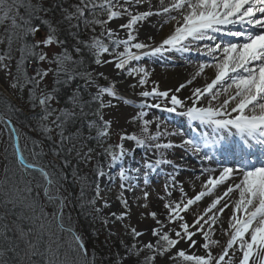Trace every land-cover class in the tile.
<instances>
[{
    "label": "snow or ice",
    "instance_id": "1",
    "mask_svg": "<svg viewBox=\"0 0 264 264\" xmlns=\"http://www.w3.org/2000/svg\"><path fill=\"white\" fill-rule=\"evenodd\" d=\"M192 57L170 88L145 63ZM0 264H264V0H0Z\"/></svg>",
    "mask_w": 264,
    "mask_h": 264
},
{
    "label": "rangeland",
    "instance_id": "2",
    "mask_svg": "<svg viewBox=\"0 0 264 264\" xmlns=\"http://www.w3.org/2000/svg\"><path fill=\"white\" fill-rule=\"evenodd\" d=\"M182 61H185L184 59H181V60H177V61H175V65H180L181 63H179V62H182ZM159 62H161V63H164L163 61H159ZM145 63H147L150 67H154V66H157V67H159V68H165V66H162V65H155V63H154V61H152V60H148V61H145ZM166 64H168V63H166ZM170 64V63H169ZM128 80H130L131 78H127ZM121 87H122V89H123V91L130 97V98H132V99H139L136 95H135V93L136 92H138L139 91V89H136V90H133V89H131V88H129V92L126 90V88H127V83H123L122 85H121ZM129 112H131L132 111V109H130L129 108ZM148 111V113H149V118H153V119H155V117H161L162 119H165V120H167V121H169V127L170 128H177V127H175L174 125H171L170 123V119H169V117H168V113H161L159 110H156V109H150V110H147ZM131 130H133V131H138L139 129L135 126V125H133L132 126V129ZM116 140V137L114 136L113 137V142ZM177 152H178V154H179V150H177ZM139 155L137 156V160H139ZM49 159H50V157H49ZM50 161H52L53 162V164L54 165H56L57 167H59V165H60V161L59 160H57V159H50ZM78 163H79V166H81V167H83L84 166V168L87 170L86 172H88L89 173V169L88 168H93L94 167V165H95V163H96V160L95 159H93L92 160V162L91 163H84L83 161H80V160H78ZM73 171L75 172V173H77L74 169H73ZM64 173H66V172H64ZM67 177H68V179L66 180V181H63L62 183H63V187L60 189V193H61V195H63V196H65V197H67V201H68V204H69V206L71 207L72 205H76L75 203H74V199H75V190H72V187L70 186L71 185V182L73 181V183H75L74 182V178L72 177V175L69 173L68 175H66ZM156 183H158V184H162L163 183V179H162V177L160 178V179H157V182ZM86 193L89 195L90 194V197H88V198H86V201L88 200V199H90L91 197H92V191H91V189H90V187L89 188H87V191H86ZM86 193H85V195H86ZM92 193V194H91ZM77 195V194H76ZM77 197V196H76ZM46 203V202H45ZM71 215H72V222L73 223H75L76 225H77V227H78V229L79 230H81V231H91V228H90V226L87 224V218L84 216L83 217V219H84V223L87 225V227H84V226H82L81 224H79L78 222H79V220H78V218H77V214H76V209L74 208V209H72V211H71ZM78 221V222H77ZM81 226V227H80ZM101 238H103V237H101Z\"/></svg>",
    "mask_w": 264,
    "mask_h": 264
},
{
    "label": "bare ground",
    "instance_id": "3",
    "mask_svg": "<svg viewBox=\"0 0 264 264\" xmlns=\"http://www.w3.org/2000/svg\"><path fill=\"white\" fill-rule=\"evenodd\" d=\"M155 31V29H145L142 30L141 33V38H143V36L149 32H153ZM123 49H121L122 51ZM205 58L204 57H192V63H189L187 60L179 62L181 63L180 65H175L173 66L172 64H166V63H161L159 61H155V65H162L165 66V68H159L157 66H154L155 68V73L153 74V79H156L158 81L161 82V87L162 88H170L173 86H178L179 83L183 82L186 78L189 77L190 73L193 72L195 70V64L196 62L199 61H203ZM196 85H202L204 83L203 79H198L196 82ZM126 90L129 92V88L127 87ZM188 94V90L185 89L184 92L181 93V95H186ZM128 112L130 111L129 109H126ZM179 116L172 114L171 118H172V124L177 128H180L182 130H184L180 125L182 124L181 121H177V118ZM182 120V119H180ZM179 122V123H178ZM186 134H189V132H187L186 130H184ZM155 177L153 176V181L155 182ZM186 191H189V194L191 195L192 193L190 192V190L187 188L186 186ZM178 195V194H176Z\"/></svg>",
    "mask_w": 264,
    "mask_h": 264
},
{
    "label": "trees",
    "instance_id": "4",
    "mask_svg": "<svg viewBox=\"0 0 264 264\" xmlns=\"http://www.w3.org/2000/svg\"><path fill=\"white\" fill-rule=\"evenodd\" d=\"M76 144H77V149H79L81 146V142L76 141ZM49 157H50V159H54V157H52V156H49ZM49 157H48V159H49ZM66 158L69 160L70 166L68 168L63 169V172H66V173H64V175H68L70 173L72 175V177L74 178L75 183H73V181H72L70 186L72 187V190H75V192H76L74 195L75 196L74 203L76 204L75 209H76L77 218L79 220V222L78 221L77 222L79 224H81L82 226L87 227V225L84 223V219H83L84 215L81 213L79 205L81 203H83L84 201H86V198L90 197V194L88 195L86 193V191H87V188H89V187L92 191V183L91 182L94 180V167L92 169L88 168L89 169V173H88V172H86L87 170L84 168V166L83 167L79 166L78 158L76 157V151L75 150L71 153V155H67ZM57 160H59L61 162L60 159H57ZM73 169L77 173H75L73 171ZM81 188L84 189L83 200L81 199ZM85 193H86V195H85ZM87 224L90 226L89 219H87Z\"/></svg>",
    "mask_w": 264,
    "mask_h": 264
}]
</instances>
